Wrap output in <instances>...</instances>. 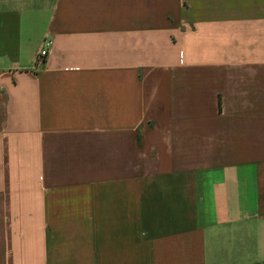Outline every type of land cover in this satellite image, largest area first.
I'll return each mask as SVG.
<instances>
[{"label": "crops", "instance_id": "1", "mask_svg": "<svg viewBox=\"0 0 264 264\" xmlns=\"http://www.w3.org/2000/svg\"><path fill=\"white\" fill-rule=\"evenodd\" d=\"M0 264H264V0H0Z\"/></svg>", "mask_w": 264, "mask_h": 264}, {"label": "built area", "instance_id": "2", "mask_svg": "<svg viewBox=\"0 0 264 264\" xmlns=\"http://www.w3.org/2000/svg\"><path fill=\"white\" fill-rule=\"evenodd\" d=\"M51 45H52V40L51 39H45L44 45L42 46V48L38 54V57H37V64H41L42 61H44L46 59V57L50 53Z\"/></svg>", "mask_w": 264, "mask_h": 264}]
</instances>
